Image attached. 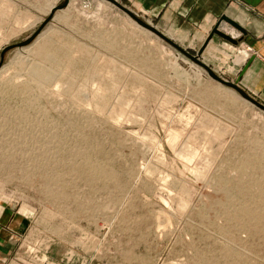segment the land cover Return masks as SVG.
<instances>
[{"label": "rangeland", "instance_id": "obj_1", "mask_svg": "<svg viewBox=\"0 0 264 264\" xmlns=\"http://www.w3.org/2000/svg\"><path fill=\"white\" fill-rule=\"evenodd\" d=\"M65 1L0 0V63ZM5 207L27 264H264V110L114 4L70 0L5 54Z\"/></svg>", "mask_w": 264, "mask_h": 264}, {"label": "crops", "instance_id": "obj_2", "mask_svg": "<svg viewBox=\"0 0 264 264\" xmlns=\"http://www.w3.org/2000/svg\"><path fill=\"white\" fill-rule=\"evenodd\" d=\"M11 1V0H10ZM135 13L166 31L193 55L200 52L216 23L223 15L239 22L247 34L239 45L215 36L202 54V60L231 81H237L245 65L254 57L240 86L264 103V0H119ZM32 3L24 5L30 12ZM33 13L38 11L33 8ZM35 20L1 27L4 36L20 37L29 32ZM222 29L234 37L242 33L223 23ZM0 216V264H27L13 257L21 236L22 221L5 207ZM25 227V226H24ZM55 259L54 257H51Z\"/></svg>", "mask_w": 264, "mask_h": 264}, {"label": "water", "instance_id": "obj_3", "mask_svg": "<svg viewBox=\"0 0 264 264\" xmlns=\"http://www.w3.org/2000/svg\"><path fill=\"white\" fill-rule=\"evenodd\" d=\"M106 1L114 4L115 6H117L118 8H120L122 11H124L126 14H128L131 18H133L137 22L138 25H140L141 27L145 28L146 30H149L150 32L156 34L160 38L164 39L165 41H167L168 43H170L171 45H173L174 47H176L179 51H181L182 53H184L188 58H190L194 62H196L199 65H201L203 68H205L208 71L210 77H212L214 80H216L219 83H221L223 85H226V86H228L230 88H233L238 93H240V95L245 100L251 102L252 104H254V105H256L259 108H261V109L264 110V104L262 102H260L259 100H257L254 96H252L249 92H247L245 89H243L240 86V82H241V80L243 78V75L245 74V72L250 67L251 63L254 60V57H252L250 59V61L245 65V67H244V69H243V71H242V73L239 76V78H238L237 81H230V80H227V79L219 76L216 72H214V70L212 69V67H210L201 58L203 52L206 50V48L208 47V45L214 39L215 36L222 37L223 39H225V40L233 43L234 45H239L242 42L244 36L247 34V31L244 29V27L239 22L235 21L234 19L230 18L227 15H223L219 19V21L216 23V25L214 26V28L211 31L208 39L205 41V43L201 47L200 52L197 55H193L192 53L186 51L181 45H179L178 43H176L168 35H166L162 31H160L156 26H154L153 24H150L149 22H146L143 19L139 18L138 17V14H136L128 6H126L123 3H121L119 0H106ZM69 4H70V0H66L63 5H61L59 7H57V6L54 7L52 9L51 15L42 23V25L39 27V29L35 33H33L28 39H26L25 41H22V42H20L18 44L9 45V46L5 47L2 50V53H1L0 72L4 68L5 54L8 51L12 50L15 47H19V48L27 47V46L33 44L34 42H36L38 40V38L40 37V35L42 34L45 26L48 24V22L51 19H53L56 10L63 9L65 7H67ZM223 23H228L229 25H231L232 27H234L235 29H237L238 31H240L242 33V37H234L233 35L225 32L222 29Z\"/></svg>", "mask_w": 264, "mask_h": 264}, {"label": "bare ground", "instance_id": "obj_4", "mask_svg": "<svg viewBox=\"0 0 264 264\" xmlns=\"http://www.w3.org/2000/svg\"><path fill=\"white\" fill-rule=\"evenodd\" d=\"M51 74H53V72L51 71Z\"/></svg>", "mask_w": 264, "mask_h": 264}]
</instances>
